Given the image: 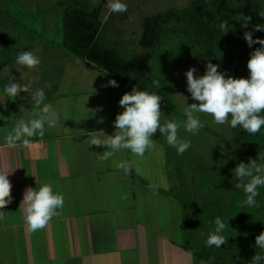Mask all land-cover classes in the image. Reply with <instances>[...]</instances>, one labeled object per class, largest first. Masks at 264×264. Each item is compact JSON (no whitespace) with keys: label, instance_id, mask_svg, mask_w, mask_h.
Returning a JSON list of instances; mask_svg holds the SVG:
<instances>
[{"label":"crops","instance_id":"crops-1","mask_svg":"<svg viewBox=\"0 0 264 264\" xmlns=\"http://www.w3.org/2000/svg\"><path fill=\"white\" fill-rule=\"evenodd\" d=\"M42 48L17 47L10 60L0 59V171L10 173L12 184V203L0 219V264H193L179 247L175 222L166 227L164 216L138 200L147 196L158 201L162 195L151 188H170L164 147L153 139L155 148L143 157L122 149L100 161L106 147L89 145L93 136L105 139L115 133L114 121L124 110L119 105L126 93L123 84L67 54ZM22 51L33 52L41 63L32 70L17 65ZM11 77L31 83L33 90L43 88L45 103L60 116L56 128L45 125L43 136L28 138V145L22 137L15 147L8 146L6 137L19 119L27 121L38 110L27 92L16 98L5 95ZM109 80L119 86H105ZM124 161L132 164L130 174L117 168ZM37 180L61 193L65 204L45 229L30 232L20 206L26 188L39 186ZM122 188H136L135 203L129 201L130 193H113ZM107 194L108 203L100 204Z\"/></svg>","mask_w":264,"mask_h":264},{"label":"trees","instance_id":"trees-1","mask_svg":"<svg viewBox=\"0 0 264 264\" xmlns=\"http://www.w3.org/2000/svg\"><path fill=\"white\" fill-rule=\"evenodd\" d=\"M90 1L60 2L63 7L62 48L70 57L120 81L129 92L137 88L157 93L162 97L161 111L165 116L169 112L166 87L173 81L178 67L187 64L205 69L210 60L221 66L226 78H248L250 53L261 47L254 44L250 48L244 33L256 24H264V18L259 14L264 13V0H191L185 9H172L145 18L137 43L132 40L130 46L116 33L106 30L100 19L101 6L92 7ZM244 17H251L248 28L242 27ZM221 21H227L229 25L226 33L220 28ZM114 36L118 39L113 40ZM256 37L264 39V31L254 32L253 38ZM136 44L141 53L132 49ZM162 47H169L175 58L161 63L160 71L156 72L151 61L153 54ZM154 80L159 81L160 88L153 85ZM202 129L218 137L234 154L248 159L259 156L258 163L264 162V126L254 135L247 134L239 126L227 125L225 136L206 126ZM153 139L164 147L169 169L170 147L155 137ZM174 152L181 191L172 197L180 206L183 217L179 227L182 236L179 247L191 255L194 264H254L255 254L264 256V249L256 247V237L264 232V187L258 189L256 206H246L243 203L245 193L242 188L235 187L239 182L235 177L220 173L202 156L192 153L193 157H189V150L183 155H178L177 150ZM188 174L189 182L186 180ZM171 177L169 174L170 180ZM189 184L196 186L190 190ZM217 217L228 225L221 233L227 243L220 248L207 247L206 240L215 230Z\"/></svg>","mask_w":264,"mask_h":264},{"label":"clouds","instance_id":"clouds-1","mask_svg":"<svg viewBox=\"0 0 264 264\" xmlns=\"http://www.w3.org/2000/svg\"><path fill=\"white\" fill-rule=\"evenodd\" d=\"M108 9L113 13H123L127 11V4L122 0H108ZM264 18V13H259ZM251 17H244L242 27L248 28ZM223 33L229 30L227 21L220 22ZM264 31V24H256L250 31L244 33V39L251 48L254 44L261 47L255 48L250 53L247 61L249 71L248 78L225 77L218 71V65L209 60L206 64V72L200 77L194 74L197 69L190 68L185 73L187 79V91L193 100L185 108V121L176 122L166 120L161 124V100L157 93L133 88L131 93L123 94L119 100V105L124 109L117 114L114 121L116 129L113 135H105V139L93 136L89 145L97 147L105 146L103 154L98 155L100 161H106L113 157L122 149L130 150L134 156L143 157L146 151L155 148L153 135L159 133L166 137L168 145L176 148L178 155H183L191 146L190 140H183L178 136V130H184L193 135L205 127L197 114H207L212 117L215 125H228L232 128L239 126L247 134L254 135L264 126V39L253 38L254 32ZM15 63L23 68L32 70L40 63V58L31 51L20 52ZM7 71V69H4ZM20 70V69H17ZM23 78V72H22ZM15 78L8 79L4 86V93L8 97L16 98L21 92H27L31 96V101L36 110L33 118L25 121L19 119L13 127L12 132L6 137L9 147H15L16 142L23 139V144L28 145V138L39 134L43 136L45 125L48 128H56L60 123L58 112L49 103H45V92L43 88L33 90L31 83L20 84L14 82ZM156 88H160L159 81H153ZM46 84L45 87H50ZM105 86L118 87L115 80H109ZM186 99V98H185ZM261 158L251 159L249 163L241 161L234 169L235 178L239 181L235 184L237 189H243L246 199V206H256V197L259 195L258 189L264 187V162H259ZM117 168L123 170L127 175L132 170V164L124 161L117 164ZM10 173L0 171V219L4 218L5 209L12 203V184L8 179ZM37 188H26L20 208L24 209L25 221L30 232H37L47 227L49 222L62 214L65 199L61 193L53 191L48 183L41 184L36 181ZM215 230L210 232L206 240V246L220 248L227 243V239L221 234L226 225L221 218L214 221ZM256 247L264 249V232L256 237ZM254 264H261L264 256L255 254L252 258Z\"/></svg>","mask_w":264,"mask_h":264},{"label":"rangeland","instance_id":"rangeland-1","mask_svg":"<svg viewBox=\"0 0 264 264\" xmlns=\"http://www.w3.org/2000/svg\"><path fill=\"white\" fill-rule=\"evenodd\" d=\"M190 1L191 0H122V2L127 4V11L123 13L110 12L108 9V0H91L90 4L92 7L101 6L100 19L105 24L106 30L110 33H116L119 39L125 40L127 45L130 46L133 41L137 43L142 31V23L145 18L166 13L172 9H185L189 6ZM60 2H62V0H0V52L5 53L0 54V59L10 60L12 56L11 53H14L15 51L14 49L17 47L22 49L25 45H40L41 48H49V52L53 51L57 54H67V52L62 48L63 7H61ZM5 30L10 32L6 34ZM114 39L118 38L114 36L113 40ZM8 43H10L11 46L8 45ZM168 48L169 47H162L160 51L153 54L151 66L154 71L159 72V65L161 63L170 62L172 58H175L174 52ZM132 49H134L137 53L142 52L137 44ZM42 50L44 49L42 48ZM67 56L69 55L67 54ZM192 67L196 68L194 65L187 64L178 67V69L175 70L173 81L169 84L167 83L168 86L166 87V91L167 102L169 103V112L167 113L168 116H165L161 111L163 113L161 120H171L176 122L185 121V108L192 103H198L192 99L191 94L187 91V79L185 73ZM196 69L197 71L194 75L197 78L204 75L206 72V68ZM218 71L222 73L223 70L221 66L218 67ZM124 91L126 93H131L125 88ZM197 115L203 122H205V126L209 130H213L222 136L227 134V125H215L212 122V117L210 115L202 113ZM178 136L183 140L191 141V146L186 150L190 151L189 157L191 155L192 158L193 154L202 156L205 159V162H207L210 166L215 167V169L226 176L235 177L233 169L241 161L246 164L250 161V159L244 156L234 154L230 147L219 140L218 137L212 136L210 132L205 131L204 129H201L199 133L193 135L186 132L184 128L181 127L178 130ZM153 137L170 147L171 156L169 169H167L166 166V170H169L168 175L170 174L173 177H171L172 180L170 188H163L164 190H167L165 191V194L158 192L162 191L159 188H151L155 192L159 193V195H162L163 199L159 198L157 201V197L146 196L140 197L138 200L143 202L145 205L155 208V210L159 212L160 216H164L165 221L168 223L166 227L170 224V228H172L174 224H172V222H175V228H177V231L179 232V227L183 217L181 215L180 206L174 200V197L178 196V193L181 191V189H179L180 185L176 176L177 157L174 152V150L176 151V148L168 145L166 137L161 135L159 130L153 135ZM186 178L189 182V174L186 175ZM195 186L196 185L194 184H189L188 187L192 190ZM136 191V188H122L118 191L115 189L113 193L115 195L130 193L129 201L135 203L136 198L134 201V193L136 194ZM107 198L108 194L105 199L106 201L100 200V204L108 203ZM167 200L170 202L168 203ZM164 202H167V204ZM174 233L171 232L170 235L173 240L177 239ZM181 241L182 236L180 238V244Z\"/></svg>","mask_w":264,"mask_h":264}]
</instances>
